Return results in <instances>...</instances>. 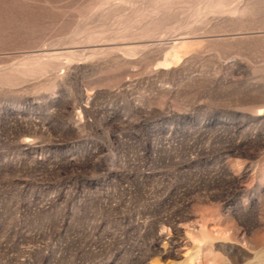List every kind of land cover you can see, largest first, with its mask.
Masks as SVG:
<instances>
[{
  "label": "rangeland",
  "instance_id": "374dc122",
  "mask_svg": "<svg viewBox=\"0 0 264 264\" xmlns=\"http://www.w3.org/2000/svg\"><path fill=\"white\" fill-rule=\"evenodd\" d=\"M199 261L264 264V0H0V264Z\"/></svg>",
  "mask_w": 264,
  "mask_h": 264
},
{
  "label": "bare ground",
  "instance_id": "6f19581e",
  "mask_svg": "<svg viewBox=\"0 0 264 264\" xmlns=\"http://www.w3.org/2000/svg\"><path fill=\"white\" fill-rule=\"evenodd\" d=\"M210 223V222H209ZM229 223V222H228ZM218 225V224H217ZM224 225V224H223ZM188 229V228H187ZM192 236V235H191ZM197 237V236H196ZM193 239H195V238H193ZM220 240V239H219ZM197 242V241H196ZM225 243V242H224ZM212 245V244H211ZM230 248V247H229ZM235 249V248H234ZM199 251V250H198ZM231 251V250H230ZM211 252V251H210ZM222 252V251H221ZM190 255V254H189ZM201 255V254H200ZM212 256V255H211ZM157 261V260H156ZM205 261V260H204ZM234 262V261H233ZM152 264H157V262H153ZM198 264H203V262L201 261H199L198 262Z\"/></svg>",
  "mask_w": 264,
  "mask_h": 264
}]
</instances>
